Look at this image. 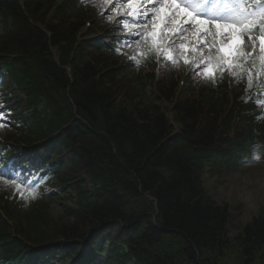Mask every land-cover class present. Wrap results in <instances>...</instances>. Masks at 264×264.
<instances>
[{
  "label": "trees",
  "instance_id": "trees-1",
  "mask_svg": "<svg viewBox=\"0 0 264 264\" xmlns=\"http://www.w3.org/2000/svg\"><path fill=\"white\" fill-rule=\"evenodd\" d=\"M98 10L86 0H0V105L12 118L0 129V264L43 254L64 264H264V211L231 237L228 207L203 182L208 163L254 152L264 162L262 99L244 101L249 70L264 91L259 50L213 82L209 61L190 52L185 64L177 46L156 76L155 52L139 66L130 59H142L145 40L119 23L114 35ZM99 30L114 41L89 38ZM19 159L27 175L16 179L46 170L41 183L74 192L73 206L52 218L53 196L15 200L22 184L1 174Z\"/></svg>",
  "mask_w": 264,
  "mask_h": 264
},
{
  "label": "snow or ice",
  "instance_id": "snow-or-ice-1",
  "mask_svg": "<svg viewBox=\"0 0 264 264\" xmlns=\"http://www.w3.org/2000/svg\"><path fill=\"white\" fill-rule=\"evenodd\" d=\"M101 3L111 5L109 21L117 8L126 9L120 13L117 23L125 29L129 26L137 29L134 33L138 37L136 43L144 39L148 45L147 51L139 53L142 59L130 57L137 66L143 63L149 52H155L157 56L163 54L167 61L175 63L171 50L179 46L185 53V64L190 62L187 56L190 52L199 53L209 61L203 69V76L214 82L218 70L239 68L242 66L241 57L254 56L258 39L260 70L264 72V4L259 0L251 9L246 6V0H116L115 3L113 0H101ZM253 30L261 34L253 38ZM245 32L253 41L251 53L243 51ZM189 34L188 43H184ZM212 49L216 50L214 57ZM116 52H120L119 47ZM253 67H256L255 60ZM260 106L264 107V100L260 101ZM10 111L0 105V129L12 127ZM11 183L19 185L24 181L12 180Z\"/></svg>",
  "mask_w": 264,
  "mask_h": 264
},
{
  "label": "rangeland",
  "instance_id": "rangeland-1",
  "mask_svg": "<svg viewBox=\"0 0 264 264\" xmlns=\"http://www.w3.org/2000/svg\"><path fill=\"white\" fill-rule=\"evenodd\" d=\"M86 1L92 7L101 9L104 12L103 19H108V9L111 8V5H104L101 3V0ZM113 2L115 3L116 0H113ZM122 11H126V9L117 8L111 13V24L116 26L117 22L114 19ZM1 32L2 29L0 27V34ZM190 36L191 34L186 38V43H188ZM243 40L245 45L246 43L252 44L251 49L253 48L252 40ZM200 57L199 53H197L195 61H198ZM163 69L165 70L163 64H161L160 74ZM248 87H253V79L250 77L248 78ZM203 182L212 198L219 205H226L228 207L230 212L228 231L231 237H235L247 223L264 211V163H250L231 172L222 171L220 173L213 172V169L207 167L203 176ZM14 193L15 200L20 199L22 204L35 202V198L27 190L21 189ZM62 209L61 202H56L51 204L49 214L52 218H56L61 215ZM106 256H109V254L107 253Z\"/></svg>",
  "mask_w": 264,
  "mask_h": 264
},
{
  "label": "clouds",
  "instance_id": "clouds-1",
  "mask_svg": "<svg viewBox=\"0 0 264 264\" xmlns=\"http://www.w3.org/2000/svg\"><path fill=\"white\" fill-rule=\"evenodd\" d=\"M258 147V146H257ZM253 160H256V161H259L261 159L260 155L255 153L253 154V157H252Z\"/></svg>",
  "mask_w": 264,
  "mask_h": 264
}]
</instances>
